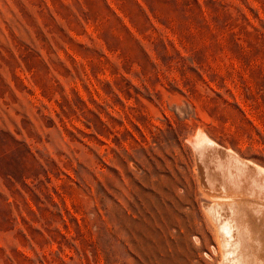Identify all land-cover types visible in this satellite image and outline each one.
I'll return each mask as SVG.
<instances>
[{"label":"rangeland","instance_id":"obj_1","mask_svg":"<svg viewBox=\"0 0 264 264\" xmlns=\"http://www.w3.org/2000/svg\"><path fill=\"white\" fill-rule=\"evenodd\" d=\"M200 132L264 167V0H0V264H221Z\"/></svg>","mask_w":264,"mask_h":264},{"label":"bare ground","instance_id":"obj_2","mask_svg":"<svg viewBox=\"0 0 264 264\" xmlns=\"http://www.w3.org/2000/svg\"><path fill=\"white\" fill-rule=\"evenodd\" d=\"M192 141L204 151L199 157L203 180L213 194L212 218L223 236L221 264H264V167L230 148L222 155L204 132Z\"/></svg>","mask_w":264,"mask_h":264}]
</instances>
